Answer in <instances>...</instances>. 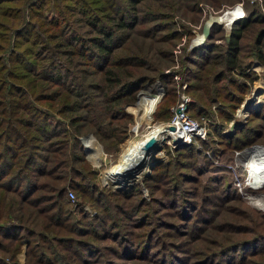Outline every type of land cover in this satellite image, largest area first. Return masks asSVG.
Listing matches in <instances>:
<instances>
[{"label":"rangeland","instance_id":"1","mask_svg":"<svg viewBox=\"0 0 264 264\" xmlns=\"http://www.w3.org/2000/svg\"><path fill=\"white\" fill-rule=\"evenodd\" d=\"M118 2L128 10L129 26L131 15L136 19L133 27L117 31L120 45L112 59L145 60L125 69L152 80L135 90L118 88L113 106L103 102L113 92L80 88L84 96L72 114L84 119L77 121L80 129L68 127L76 135L75 149L68 145L74 161L48 163L46 176L37 173L43 167L23 171L34 187L22 218L14 211L8 219L19 226H0V264H264V209L252 203L264 198V174L251 185L244 170L264 153V0ZM233 6L242 17L214 22L210 38L194 41L205 20ZM243 20L236 66L228 69L225 36ZM93 62L83 67L93 72L85 80L97 82ZM152 99L155 108L145 113ZM180 102L189 115L200 116L205 136L172 141L169 129L143 160L133 159L126 172L114 171L126 142L155 124L168 125ZM135 113L139 122L131 130ZM52 129L59 134L54 142L68 139ZM57 146L48 141L40 153L56 155L49 150ZM134 172L139 175L131 178ZM23 195L3 190L1 213L13 212Z\"/></svg>","mask_w":264,"mask_h":264},{"label":"trees","instance_id":"2","mask_svg":"<svg viewBox=\"0 0 264 264\" xmlns=\"http://www.w3.org/2000/svg\"><path fill=\"white\" fill-rule=\"evenodd\" d=\"M116 1L0 0V198L3 190L24 194L13 212L12 208L6 214L0 210V226H19L8 219L14 218V211L17 213L15 218H22L23 204L28 201L34 187L31 180L22 176L23 171L31 173L35 168L43 167L37 173L46 176L49 174L48 163L68 164L74 161L68 153V145L75 149L76 135L68 127L80 129L77 121L84 119L83 114H72L76 111L78 98L84 96L80 88L97 87L100 91L104 89L103 93L113 92L103 101L105 105L113 106L119 101V95H116L118 88L135 90L145 80H152L149 75L125 69L127 66H141L145 60L136 57L112 59L113 51L120 45L115 42L117 31L133 27L136 19L131 15L129 26L128 10ZM125 1L138 3L141 0ZM103 19L109 24H102ZM245 23L239 26L232 23L229 30L223 51L228 69L236 66L241 29ZM216 28L215 23L210 26L207 38L216 32ZM254 52L261 58L258 48ZM92 60L97 62V65L93 63L96 73H99L97 82L100 84L93 78L85 80L93 72L83 67H88ZM221 73L220 76L223 75ZM63 77L67 78L65 82ZM155 104L156 101L147 112H152ZM54 114L60 118H55ZM190 115L200 118L196 114ZM138 122L135 113L131 130ZM53 127L63 132L60 134L63 139H68L54 142L52 137L59 134L53 133ZM100 129L101 126L96 125L94 132L101 134ZM48 141L58 145L49 150L56 155L40 153ZM162 156L163 152L160 159ZM134 174L138 176L139 172L130 177ZM15 177L18 178V186L10 184ZM57 193L61 198L66 191L63 187ZM55 202L58 203L57 200ZM20 223V226L24 225Z\"/></svg>","mask_w":264,"mask_h":264},{"label":"bare ground","instance_id":"3","mask_svg":"<svg viewBox=\"0 0 264 264\" xmlns=\"http://www.w3.org/2000/svg\"><path fill=\"white\" fill-rule=\"evenodd\" d=\"M225 11L227 12L223 16L221 15L222 17L219 15V16L213 17V19H215L216 22H223L225 24H228L231 22L232 18L243 16V13L240 11L239 6L230 7L228 9H225L224 12ZM200 39L201 38L197 36L194 41L197 42V41H200ZM154 101H155L154 99L151 100V102H154ZM150 105L146 108L145 113H147V110L151 107ZM170 126H173V128L171 129ZM169 129H171L172 131H169ZM167 130L170 132V138L172 141L174 139L175 140L180 139L179 137L180 132H179V128L177 124L176 125H171L170 123L168 125L155 124L151 126L149 130L145 134L142 135L141 138L131 139L126 142L125 147L123 148V150L121 151L119 155L118 162L115 163L113 166L111 165L113 167V170L126 172V169H130L133 166V159L134 160L136 159V161L143 160L150 150L156 149V146H158L156 145V143L160 141L161 135L165 133ZM244 156L245 155H243V158ZM249 156H247L249 160H252L250 159ZM251 157H255V155H251ZM255 159L256 160L252 161L251 164L249 163V165H247V162L245 161L246 164L244 165L245 179L247 180V182L251 183V185L259 184L260 178H262L264 174V153L257 154ZM252 201H253L252 203L255 204V206L257 205L259 208L264 209L263 196L259 195L257 198H255Z\"/></svg>","mask_w":264,"mask_h":264},{"label":"built area","instance_id":"4","mask_svg":"<svg viewBox=\"0 0 264 264\" xmlns=\"http://www.w3.org/2000/svg\"><path fill=\"white\" fill-rule=\"evenodd\" d=\"M169 123L171 125H178L181 141L191 142L194 136L201 138L205 136L206 130L202 122L184 110V102H180L175 106ZM68 195L70 197L73 196L70 190H68Z\"/></svg>","mask_w":264,"mask_h":264},{"label":"water","instance_id":"5","mask_svg":"<svg viewBox=\"0 0 264 264\" xmlns=\"http://www.w3.org/2000/svg\"><path fill=\"white\" fill-rule=\"evenodd\" d=\"M216 22L215 19L213 18H208L207 20L204 21L203 25H202V28H201V33L200 35H198L201 39L200 41H198L197 43H200L202 42L205 38H207L208 36V33H209V29H210V26ZM228 35V34H227ZM226 40L228 39V36H225ZM234 126V125H233ZM170 128L172 129L173 126H170Z\"/></svg>","mask_w":264,"mask_h":264}]
</instances>
